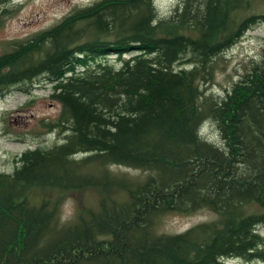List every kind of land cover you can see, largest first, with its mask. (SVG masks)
I'll return each instance as SVG.
<instances>
[{
    "label": "trees",
    "instance_id": "obj_1",
    "mask_svg": "<svg viewBox=\"0 0 264 264\" xmlns=\"http://www.w3.org/2000/svg\"><path fill=\"white\" fill-rule=\"evenodd\" d=\"M260 23L264 0H180L162 17L154 0H99L0 54V99L43 77L61 112L42 125L63 136L0 172V264L264 263V48L218 99L201 88ZM82 191L95 206L61 222L63 196ZM201 209L215 218L158 233Z\"/></svg>",
    "mask_w": 264,
    "mask_h": 264
},
{
    "label": "rangeland",
    "instance_id": "obj_2",
    "mask_svg": "<svg viewBox=\"0 0 264 264\" xmlns=\"http://www.w3.org/2000/svg\"><path fill=\"white\" fill-rule=\"evenodd\" d=\"M99 0H9V14L0 23V54L10 50L13 44L24 42L35 34L44 31L73 11L85 8ZM180 0H154L157 13L162 17L170 14ZM264 48V23L250 28L241 39L223 56L213 63V77L202 85L205 95L218 99L233 83L245 73L251 60H258ZM28 93L20 87L13 88L0 99V172L11 173L14 160L28 149L45 148L62 143L63 136L49 133L42 125L53 123L61 112V106L50 99V87L44 78H38ZM210 123L200 132L202 138L218 141ZM209 140V141H210ZM117 175H124L132 180H141L146 175L143 171L125 167H110ZM57 191L37 192L33 200L45 196L53 199ZM96 193L92 191L73 192L63 196L60 201L59 217L61 222L73 219L76 211L95 206ZM215 218L214 213L201 209L190 214L171 213L161 217L157 223L158 233L176 234ZM264 238V228L259 229ZM227 264H237L229 261ZM264 264V263H251Z\"/></svg>",
    "mask_w": 264,
    "mask_h": 264
}]
</instances>
